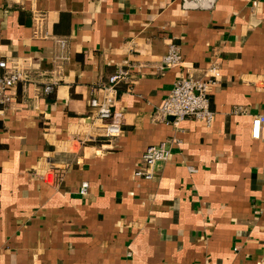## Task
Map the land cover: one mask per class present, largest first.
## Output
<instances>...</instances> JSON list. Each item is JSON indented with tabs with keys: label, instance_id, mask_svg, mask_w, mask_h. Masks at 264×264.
Masks as SVG:
<instances>
[{
	"label": "crops",
	"instance_id": "obj_1",
	"mask_svg": "<svg viewBox=\"0 0 264 264\" xmlns=\"http://www.w3.org/2000/svg\"><path fill=\"white\" fill-rule=\"evenodd\" d=\"M15 57L31 66L0 104V264H264V0H0ZM214 64L213 121L162 120L175 81ZM128 67L122 132L93 138L90 101ZM161 143L169 159L137 176Z\"/></svg>",
	"mask_w": 264,
	"mask_h": 264
},
{
	"label": "built area",
	"instance_id": "obj_2",
	"mask_svg": "<svg viewBox=\"0 0 264 264\" xmlns=\"http://www.w3.org/2000/svg\"><path fill=\"white\" fill-rule=\"evenodd\" d=\"M217 0H182L185 9H212ZM29 57H15L0 59V104H6L11 100L10 90L20 82L28 80V72L31 62ZM182 63V55L175 44H171L168 53L163 58L165 67H173ZM221 66L214 64L208 68L204 77H195L192 74L183 76L175 81L168 96L159 108V116L162 120L169 117L178 123L188 117L206 119L209 123L213 121L214 112L210 108V93L221 76ZM131 81V71L128 68H118L116 72L108 77L105 86V94L102 99L92 98L90 101L91 118L97 132L93 138H115L121 132V113L114 110L116 106L117 87L121 82ZM57 79L44 86L45 92H50L57 85ZM242 109L239 107L237 112ZM243 111V110H242ZM264 125V114L253 116V136L258 137L260 129ZM171 155L170 146L166 143L149 146L143 154L146 168L138 169L135 174L140 177L152 178V167L158 161H165ZM89 183L81 185L80 193H88Z\"/></svg>",
	"mask_w": 264,
	"mask_h": 264
}]
</instances>
